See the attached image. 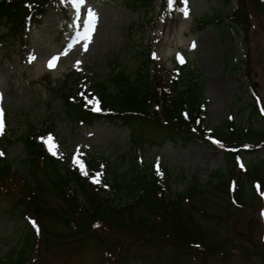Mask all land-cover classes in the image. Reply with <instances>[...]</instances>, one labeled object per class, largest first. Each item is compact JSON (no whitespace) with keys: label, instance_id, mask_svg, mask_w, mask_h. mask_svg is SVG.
<instances>
[{"label":"rangeland","instance_id":"obj_1","mask_svg":"<svg viewBox=\"0 0 264 264\" xmlns=\"http://www.w3.org/2000/svg\"><path fill=\"white\" fill-rule=\"evenodd\" d=\"M123 1L85 0L81 5L75 0H58V6L66 12V16L62 12L64 19L57 18L53 6L46 7L42 22L28 27L21 44L0 39V110L4 119L0 142L6 136L23 132L28 123L36 131L50 126L48 132L37 135V140L49 151L45 141L51 136L53 140L49 143L56 146L55 156L71 168L81 170L79 162L87 171V159L93 155L101 163L93 175L96 177L106 166L122 169L133 154L137 166L150 161L157 178L177 192L192 176L206 180L214 170L224 168L222 150L207 146L196 137L185 147L167 141L158 145L143 143L133 148L125 127L102 119L90 124L77 123L66 117L61 107L59 82L67 71L74 70L81 77H88L79 80L77 85L86 88L89 78H104L111 67L122 65L131 69L137 61L133 54L135 47L141 50V56H145L144 50L148 48L149 58L162 74L172 69L175 59L187 61L197 70L202 79L205 103L201 125L205 135L206 128L219 127L228 117L244 125L249 120L245 105L251 100V91L256 94L258 109L264 114V15L250 0H245L248 23L244 38L241 29L229 24L228 20L224 21L222 34L214 23L200 29L196 27L201 17L212 12L229 15L235 0H187L186 3L183 0L180 9L165 15L164 21L155 19L153 13V16H146L148 22L142 26L138 24L140 13L124 5ZM157 2L154 0L153 4ZM89 10L96 15L91 23ZM3 32L4 27L0 24V34ZM246 52L248 79L244 76ZM53 57L59 59L55 68L49 69ZM248 80L252 82L251 87ZM137 127H142V131L139 129L142 140L159 141L155 130ZM0 152L12 168L20 166L23 153L17 141ZM263 153L264 146L251 150L253 156ZM241 156V160L237 158L236 161L243 167L250 154L243 151ZM179 174L182 179L176 178ZM104 176L106 181V174ZM4 182L8 191L0 188V258L10 253L11 246L20 244L23 233V218L19 217L21 205L16 204L17 187L10 180ZM105 190L111 191L107 186ZM191 201L208 213L228 219L227 222L216 221L193 212L196 224L215 234L216 238L241 240L243 247L237 250L239 256H234L232 250L225 256L212 252L195 260L183 257L181 264H264V248L260 245L264 243L262 203L255 202L252 209L234 208L225 201L221 189L193 194ZM50 203L55 206L57 199L50 197ZM42 220L40 223L49 232L46 237H36V246L23 264H140L141 260H147V264H173L175 247L184 249L156 231L146 236L112 230L104 234L107 238L103 245L91 238L79 240V235L59 241L50 232L63 230L62 226L50 219ZM28 223L32 225L30 220Z\"/></svg>","mask_w":264,"mask_h":264},{"label":"trees","instance_id":"obj_2","mask_svg":"<svg viewBox=\"0 0 264 264\" xmlns=\"http://www.w3.org/2000/svg\"><path fill=\"white\" fill-rule=\"evenodd\" d=\"M250 1L264 15V0ZM153 2L123 1L124 5L140 13V26L148 22L147 15L153 16L154 13L156 19L164 20L165 15H171L174 8L180 7V0H170L169 7L167 0H158L157 4ZM52 6L57 8L55 0H0V24L4 27L0 39L21 44L27 28L39 25L46 7ZM56 11H60L54 10L58 15ZM225 20L239 27L245 38L248 23L245 0H236L234 9L227 16L212 12L201 17L196 27L200 29L214 23L222 34ZM140 51L135 47L133 54H136L137 61L131 69L118 65L111 67L104 78H89L90 88L99 101L100 111L97 113L82 109L75 102V84L80 76L73 71L66 72L58 89L65 116L71 121L81 120L87 124L102 119L125 127L133 148L143 143L158 145L167 141L185 147L196 137L207 146L223 148L225 167L214 170L206 180L192 176L182 190L173 192L157 178L150 161L137 166L136 156L132 154L122 169H118V166L103 168L99 185H96L88 178L99 170L101 164L93 155L86 162L88 174L77 172L45 152L41 142L36 139L40 132L49 131L50 126L36 131L28 123L23 132L6 136L0 142V150L4 152L13 141H17L23 153L18 168H12L10 162L0 156V188L8 191L4 186L5 179L17 187L19 197L16 204L21 205L19 217L23 218L20 244L11 246L10 253L0 258V264H23L30 258L37 243L36 237H46L49 232L40 223V219L44 218L62 226L63 230L50 232L59 241L79 235V240L91 238L103 245V240L107 238L104 234L112 230L146 236L156 231L184 248L182 250L175 245L173 264L179 261L181 264L183 257H193L195 260L205 258L212 252L225 256L232 250L234 256L238 255L237 250L243 247L241 240L216 238L215 234L196 224L193 212L222 222H227V217L208 213L202 206L193 204L191 197L221 189L225 201L234 208L252 209L255 202L264 206V153L261 156L251 154L252 147L264 146V114L258 109L253 95L245 105L249 120L244 125L226 119L221 126L206 129L209 134L205 135L201 126L205 103L202 100V79L197 70L185 64L179 67V74L172 79L151 65L148 48L144 50L145 56H141ZM245 58L244 75L248 79L247 52ZM248 85H252L249 80ZM138 125L155 130L159 141L142 140L139 132L142 127L138 128ZM244 148H248L249 159L243 168H237L233 157ZM103 173L107 176L106 181ZM176 178L183 177L179 174ZM104 183L111 191L105 190ZM50 197L57 199L55 206L50 203ZM29 220L32 225L28 224ZM263 244L260 245L264 248ZM147 262L139 261L140 264Z\"/></svg>","mask_w":264,"mask_h":264},{"label":"snow or ice","instance_id":"obj_3","mask_svg":"<svg viewBox=\"0 0 264 264\" xmlns=\"http://www.w3.org/2000/svg\"><path fill=\"white\" fill-rule=\"evenodd\" d=\"M75 2L82 5L85 2V0H75ZM184 2L186 3L187 0H184ZM185 15H187V12H185ZM88 16H89V23H91V21L96 19L95 13L92 12L91 10H89ZM85 50H87V46L86 45H85ZM65 54H67V53H65ZM154 58H155V56H154ZM58 59H59V57H53V59L49 62V65H48L49 69H54L55 68L56 62L58 61ZM85 99L87 100V98H85ZM87 103L95 104V107H94L93 110H95V111H99L100 110L99 106H98V104H99L98 101H95L94 99L93 100H87ZM3 131H4V119H3V112H2V110H0V135L3 134ZM52 140H53V138L51 136H49L47 138V140L45 141V143L49 144V151L52 152L53 155H57V152L54 150L56 146L53 143H49ZM0 155H2V153H0ZM77 163L79 164V166L81 168L82 174L87 175L88 173H87L86 169L84 168L83 164L79 163V162H77ZM100 175H102V174H97V176L93 178L92 182L93 183H99Z\"/></svg>","mask_w":264,"mask_h":264}]
</instances>
